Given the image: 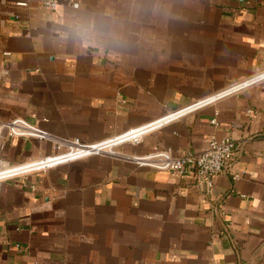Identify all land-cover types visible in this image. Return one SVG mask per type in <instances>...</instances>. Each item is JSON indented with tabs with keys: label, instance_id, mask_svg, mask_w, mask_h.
Masks as SVG:
<instances>
[{
	"label": "crops",
	"instance_id": "crops-1",
	"mask_svg": "<svg viewBox=\"0 0 264 264\" xmlns=\"http://www.w3.org/2000/svg\"><path fill=\"white\" fill-rule=\"evenodd\" d=\"M55 1L0 0V171L137 134L1 180L0 264H264V80L175 113L264 72V0ZM211 135L239 145L211 194L136 162Z\"/></svg>",
	"mask_w": 264,
	"mask_h": 264
},
{
	"label": "built area",
	"instance_id": "built-area-1",
	"mask_svg": "<svg viewBox=\"0 0 264 264\" xmlns=\"http://www.w3.org/2000/svg\"><path fill=\"white\" fill-rule=\"evenodd\" d=\"M44 3L53 10L57 9V3L55 0H44ZM16 6L24 8L28 6V3L25 1L17 2ZM263 80L264 72L252 78H249L240 85L232 87L216 97L208 98L201 102L194 103L191 106L185 108L186 110L183 109L184 111L181 110V112H175L178 113L176 114V118L180 117L181 115L187 112H190L192 110L200 108L201 106L211 103L216 98H221L223 96L237 92L243 88L257 84ZM213 123L216 124L215 121ZM9 129L11 134L14 136H31L43 140L52 139V136L47 131L32 126L23 120L13 121L9 125ZM132 132L133 130H130L126 132V134ZM141 139L142 137H135L133 142L138 143ZM108 145L109 141H103L96 144H85L79 139L65 140L61 144L57 145L58 150L64 149L62 152H59L54 156L45 158L46 163L44 164L43 168L30 172L44 171L54 166L68 163L76 159H81L95 154H103L105 153L104 150L105 148H107ZM238 148L239 145L233 138H218L216 135H211L208 139L206 148L198 154L187 153L183 156L177 157L169 151H164L154 156L138 158L136 159V162L140 165L151 166L160 170L174 171L178 172L179 174H193L201 190H203L207 194H211L214 190L216 179L219 176L223 175L231 166L234 161L235 152ZM0 173V181L10 177L25 174L21 173L9 177H3L2 172Z\"/></svg>",
	"mask_w": 264,
	"mask_h": 264
},
{
	"label": "bare ground",
	"instance_id": "bare-ground-1",
	"mask_svg": "<svg viewBox=\"0 0 264 264\" xmlns=\"http://www.w3.org/2000/svg\"><path fill=\"white\" fill-rule=\"evenodd\" d=\"M140 132H141V130H140ZM133 133H134V131H133ZM133 133L115 136V137L107 140V142L109 141V145L107 146V148H105L104 152L109 153V154H114L116 147H118L121 143L125 142L129 137H134L137 134V132L135 134H133ZM45 163H46L45 159H42V160H38V161L28 162L26 164L15 166L12 168H7V169L0 171V172H2L3 177H9L12 175L27 173V172H30L33 170L41 169V168H43ZM0 175H1V173H0Z\"/></svg>",
	"mask_w": 264,
	"mask_h": 264
},
{
	"label": "rangeland",
	"instance_id": "rangeland-1",
	"mask_svg": "<svg viewBox=\"0 0 264 264\" xmlns=\"http://www.w3.org/2000/svg\"><path fill=\"white\" fill-rule=\"evenodd\" d=\"M132 143H134V142H132ZM120 146V145H119ZM117 148V147H116Z\"/></svg>",
	"mask_w": 264,
	"mask_h": 264
}]
</instances>
